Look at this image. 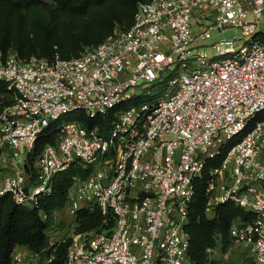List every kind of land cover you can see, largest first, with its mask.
Instances as JSON below:
<instances>
[{
  "label": "built area",
  "instance_id": "obj_1",
  "mask_svg": "<svg viewBox=\"0 0 264 264\" xmlns=\"http://www.w3.org/2000/svg\"><path fill=\"white\" fill-rule=\"evenodd\" d=\"M262 20L264 0H145L130 27L116 25L78 56L0 52V81L16 92L0 111V196L34 205L80 161L91 172L74 176L65 214L98 204L116 222L87 233L73 222L66 264H190L189 207L206 175V214L222 203L251 212L233 223L229 247L243 244L264 264ZM228 26L243 36L215 41L209 55L204 42ZM139 97L147 100L122 108ZM72 111L115 118L108 134L63 121L31 175L25 164L40 135Z\"/></svg>",
  "mask_w": 264,
  "mask_h": 264
},
{
  "label": "trees",
  "instance_id": "obj_2",
  "mask_svg": "<svg viewBox=\"0 0 264 264\" xmlns=\"http://www.w3.org/2000/svg\"><path fill=\"white\" fill-rule=\"evenodd\" d=\"M145 0H0V52L16 50L20 57L32 55L53 59L56 55L69 59L78 56L86 46L97 45L109 36L116 25L130 27L139 2ZM264 41V34H258ZM0 81V111L14 102L15 90ZM147 99L139 97L122 105L130 108ZM114 111L91 118L83 111H72L53 121L40 135L35 149L28 154L25 167L35 174V157L47 145H55L63 121L77 119L88 128L108 134ZM90 166L76 161L53 178L51 191L34 205H19L11 194L0 196V264H12L17 246L42 255L43 264H66L72 237L51 243L50 230L55 225L57 210L66 207L69 190L76 175L87 176ZM206 175L195 184L186 229L190 235L188 259L192 264H217L209 248L220 241L224 250L231 245L230 229L234 222L244 224L253 218L232 203L216 206L213 217L206 214ZM78 233L107 231L115 226V216L100 205L80 208L74 218Z\"/></svg>",
  "mask_w": 264,
  "mask_h": 264
},
{
  "label": "rangeland",
  "instance_id": "obj_3",
  "mask_svg": "<svg viewBox=\"0 0 264 264\" xmlns=\"http://www.w3.org/2000/svg\"><path fill=\"white\" fill-rule=\"evenodd\" d=\"M52 2V0H47ZM258 30L264 34V20L261 21ZM242 29L240 27L228 26L223 31H219L218 29L213 31L212 37L207 39L204 43L207 45L206 50L209 55L215 54V49L211 48L210 45L215 41L221 39H230L233 37H242ZM143 90H140L139 93H142ZM11 153L9 154V156ZM10 169V165H3V170ZM69 220V218H67ZM67 234L69 232V228L71 227L70 220L67 221ZM55 227V226H54ZM66 234V235H67ZM210 257L215 259L217 264H256L254 261L253 253L250 248L243 244H234L229 247L227 250H224L222 247V243L219 241L217 246L213 248L210 253ZM26 264H40L42 259L39 255H27L25 256ZM192 264V263H190Z\"/></svg>",
  "mask_w": 264,
  "mask_h": 264
},
{
  "label": "crops",
  "instance_id": "obj_4",
  "mask_svg": "<svg viewBox=\"0 0 264 264\" xmlns=\"http://www.w3.org/2000/svg\"><path fill=\"white\" fill-rule=\"evenodd\" d=\"M66 212L62 209V210H57L54 212L55 214V227L53 226V228L50 230V239H51V243H54L55 241L59 240V239H63L66 234H67V221L70 220L71 224L74 222V218L72 216H70L69 214H65ZM69 218V220L67 219ZM15 250L21 255L23 256L21 261L15 262V264H26L25 261V256L30 255V256H34L37 255V253L29 250L28 248L24 247V246H17L15 248ZM39 255V254H38ZM39 257H41L42 261L40 264H43L45 262V259L43 258L42 255H39Z\"/></svg>",
  "mask_w": 264,
  "mask_h": 264
}]
</instances>
